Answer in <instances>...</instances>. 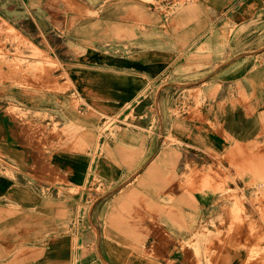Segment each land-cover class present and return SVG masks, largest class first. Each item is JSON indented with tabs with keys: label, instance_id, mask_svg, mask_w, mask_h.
Returning a JSON list of instances; mask_svg holds the SVG:
<instances>
[{
	"label": "crops",
	"instance_id": "obj_1",
	"mask_svg": "<svg viewBox=\"0 0 264 264\" xmlns=\"http://www.w3.org/2000/svg\"><path fill=\"white\" fill-rule=\"evenodd\" d=\"M117 2L71 28L69 43L64 19L60 33L34 12L18 20L0 10V24L30 43L18 48L19 66L0 61V264H240L225 244L250 243L245 229L264 228V0H201L166 28L154 11ZM130 7L144 31L128 30ZM31 47L56 70L36 71L44 62ZM206 59L214 71L182 73ZM50 78L71 87L47 91ZM197 84L211 98L171 115L177 90ZM99 117L117 137L96 138ZM94 173L102 193L90 187Z\"/></svg>",
	"mask_w": 264,
	"mask_h": 264
},
{
	"label": "rangeland",
	"instance_id": "obj_2",
	"mask_svg": "<svg viewBox=\"0 0 264 264\" xmlns=\"http://www.w3.org/2000/svg\"><path fill=\"white\" fill-rule=\"evenodd\" d=\"M8 3V1H11V5L0 3V10L4 12L7 16L10 15V17L17 18L18 20H24V17H28L29 19L33 15L34 12L36 15L40 17V19H46V22L50 25H47V29H54L55 31L63 30L60 28V25L58 21L60 19H64V28L66 31L64 32V40L66 42L67 39L70 38L68 31L73 28L76 25H82L83 23H88L89 21H92L93 19H101L102 14L106 9H109V5H111V9H117L119 7L117 1L118 0H44V2L39 5L38 3L35 5H32L31 8L27 7L24 8L21 6L18 7L19 0H0V2ZM130 1L132 4H135L136 6H139L140 10L149 11L152 10L155 13H157L158 16L163 17L165 23L162 25L163 28L169 27L173 25V22L167 21L168 19L177 16L182 11L186 10L189 7H192L196 4H198L201 0H127ZM111 3V4H109ZM9 6L10 8L8 9ZM115 7V8H114ZM131 8V7H130ZM119 9H117L118 11ZM20 11V12H19ZM115 10L114 16L115 19L113 21L118 22V13ZM8 13V14H7ZM37 17V16H35ZM123 20L127 21L129 26L128 30H133L134 32H140L144 31V28L147 24V20L144 19L142 14H140L139 11L135 10V8H131L130 11H128L125 16L123 17ZM112 22V26L115 27L113 30L118 31L117 23L116 26ZM0 35H4V38L2 42H0V61H7L9 57H14L16 65L22 64V61L19 59L22 58V53L18 50L19 47H26L29 43L28 39H26L24 36H22L13 26L8 24L6 21H1L0 24ZM52 38V35L50 36ZM132 37H127V42L129 44H132L134 41L131 40ZM118 37L116 36V39L114 38L112 43H114V40H117V43H114L112 49H118ZM69 43V42H68ZM95 43L98 44V41H95ZM7 44H16L17 48L15 49V52H10L7 48ZM32 46V45H31ZM32 48V54L31 59L44 62L43 64L37 63L35 70L36 71H42L46 70L48 73L53 72L56 70V65L53 63L52 58L50 57H42V53L37 51L35 48ZM82 48L77 49V52H82ZM129 49V48H128ZM117 54V53H116ZM206 66H211L208 70L209 72H212L216 69L215 63L213 61L206 59L203 60L201 63L191 66L190 68L185 69L182 73H188L192 68H194L195 71L199 69H203ZM32 71V69H28ZM204 75V74H202ZM202 75H196L190 78H186V81H194L196 79L199 80V78ZM71 87V84L66 81L64 84H58L56 78H50V84L46 86L47 91H51L53 93H59L64 92L68 90ZM192 87V88H191ZM191 87H180L179 90H177L174 99H173V108L171 110V115L178 117L182 112L188 111L190 108L193 107L192 110H198L200 107H202L204 101L206 99L211 98V96L214 93V90L209 89L206 90L208 87L207 85H192ZM80 103V101H75V105ZM6 112L10 115H12L14 118L21 119L24 117L23 113H19V111L11 107L6 110ZM102 117H99V120ZM128 120V118H126ZM126 123V121H124ZM111 121L109 119L103 118L100 120L96 127H95V134L96 138H106V137H117L118 132L120 129L118 127H112L111 128ZM111 128V130H110ZM57 127L55 124L52 123V128L47 130V134L50 136H54L56 134ZM110 131V134H108ZM45 133L44 128H35L31 135L36 136H42ZM65 133V132H63ZM167 140H171L172 138L170 136L166 137ZM96 150L102 151V147L99 145L96 146ZM9 172H5V174H8ZM97 176L96 173H94V180L91 183L90 187L95 193H102L103 192V185L100 182V180L95 177ZM69 193H76L79 191V189H68ZM231 193V192H230ZM236 195L234 193L230 194V198H235ZM92 198V197H91ZM236 201V200H235ZM70 201L67 202V204ZM68 204V206H70ZM236 207V206H235ZM78 210H82L85 212L86 206H79ZM239 212H237L238 214ZM71 214H68V218H70ZM207 228H204V231H206ZM236 228L233 227H227L223 230L222 234L224 237L230 238L235 232ZM258 232V233H257ZM246 235L252 240L250 243H244V244H237L231 243L230 240L227 241L225 246L232 250L233 252L240 253L242 256H244L243 260L240 264H264V228H248L245 229ZM207 234L209 235L208 231ZM253 235V236H252ZM195 253V251H194Z\"/></svg>",
	"mask_w": 264,
	"mask_h": 264
},
{
	"label": "bare ground",
	"instance_id": "obj_3",
	"mask_svg": "<svg viewBox=\"0 0 264 264\" xmlns=\"http://www.w3.org/2000/svg\"><path fill=\"white\" fill-rule=\"evenodd\" d=\"M258 233V232H257ZM253 236V235H252Z\"/></svg>",
	"mask_w": 264,
	"mask_h": 264
}]
</instances>
